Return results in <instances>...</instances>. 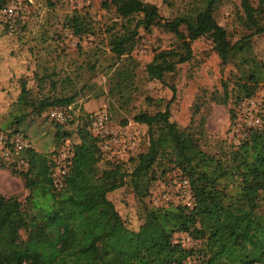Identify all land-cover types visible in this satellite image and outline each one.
Here are the masks:
<instances>
[{
    "label": "trees",
    "instance_id": "16d2710c",
    "mask_svg": "<svg viewBox=\"0 0 264 264\" xmlns=\"http://www.w3.org/2000/svg\"><path fill=\"white\" fill-rule=\"evenodd\" d=\"M223 2L190 0L179 13L164 16L156 4L144 0H105L104 6L113 7L120 19L108 45L118 60H127L139 29L149 33L158 27L173 33L177 45L158 50L146 64L148 77L163 81L177 64L191 59L192 40L207 36L221 63L235 68L233 77L222 81L220 95L212 92L211 97L222 104L231 97L238 104L264 84V62L250 43L253 35L264 32V0H240L238 18L245 33L234 42L214 15ZM5 3L0 0V8ZM65 24L77 36L91 30L88 19L77 12L66 16ZM26 91L23 86L18 96L16 125L28 112L44 115L47 108L73 100L35 101ZM170 103L153 114L140 111L132 116L133 122L147 127L148 135L146 149L128 158L129 172L118 156L97 172L95 154L102 152L81 116L76 133L84 134L95 151L86 142L75 148L61 188L52 186L50 157L28 149V166L19 172L28 189L25 201L0 194V264H182L187 258L198 264H264V124L247 128L237 142L221 139L209 146L201 122L180 127L170 119ZM235 117L231 110V122ZM51 122L62 142L67 135L63 127L75 123ZM140 169L148 176L145 191L136 183ZM174 169L188 181L191 205L144 204L143 221L137 229L129 227L108 194L128 181L134 195L143 198L152 182ZM177 233L198 245L187 247L174 238Z\"/></svg>",
    "mask_w": 264,
    "mask_h": 264
},
{
    "label": "rangeland",
    "instance_id": "374dc122",
    "mask_svg": "<svg viewBox=\"0 0 264 264\" xmlns=\"http://www.w3.org/2000/svg\"><path fill=\"white\" fill-rule=\"evenodd\" d=\"M13 1L16 4L14 29L10 30L0 19V128H17L26 136L28 146L1 160L0 194L4 196L25 201L28 189L19 172L28 166V149L49 158L60 147H71L75 151L84 142L87 146L90 144L84 134L76 133L78 121L63 127L62 132L67 133L64 143L63 138L55 137V125L42 113L28 112L16 125L13 116L18 110L17 100L23 86L27 97L35 101L72 96L70 104L80 112L105 110L111 124L119 131L118 159L126 161L128 172L132 168L128 158L146 149L148 135L147 127L133 122L132 116L140 111L153 114L164 110L170 99V119L180 127L190 122L198 126L201 122L209 146L221 139L226 143L237 142L247 128L264 123V84L238 104L231 97L226 104L212 99L211 93L220 95L222 81L233 77L235 68L221 63L207 36L192 40L191 59L177 64L174 72L165 74L163 81H159L148 77L146 64L158 50L177 45L173 33L158 27L149 33L139 29L131 57L118 60L110 50L108 38L119 28L120 19L113 7L104 6L105 0ZM144 1L156 4L164 16H170L182 11L190 0ZM239 2L224 0L214 13L231 42L245 33L238 18ZM75 12L88 19L89 33L77 36L66 26L65 17ZM250 40L257 59L264 62V32L253 35ZM231 87L229 83V89ZM231 110L236 115L232 122ZM88 149L95 151L90 146ZM99 154L96 151L98 173L107 167L110 159L104 153ZM182 179L177 170H170L150 184L143 198L134 195L127 181L110 192L108 198L126 224L137 229L143 221L144 204L185 201V190L179 185ZM136 183L140 190H146L148 176L143 169L138 171ZM21 234L24 236L23 231ZM174 238L187 247L198 245L183 233L175 234ZM187 260V264H198L195 258Z\"/></svg>",
    "mask_w": 264,
    "mask_h": 264
},
{
    "label": "built area",
    "instance_id": "2783aa9c",
    "mask_svg": "<svg viewBox=\"0 0 264 264\" xmlns=\"http://www.w3.org/2000/svg\"><path fill=\"white\" fill-rule=\"evenodd\" d=\"M15 13L16 4L13 0L5 3L0 8V19L10 30L15 27ZM44 116L50 121L61 124L73 120L76 122L78 121V117L81 116L83 127L97 138L102 154L104 153L109 158L119 155L117 146L120 145V134L111 124L110 116L105 110L80 112L78 108L74 109L71 104H68L66 106L49 107L44 111ZM263 124L250 127H261ZM27 146L28 140L22 132H11L10 130L0 129V160L9 158L12 154L19 152ZM73 156L74 149L71 147H60L52 153L50 157L53 164L51 177L54 188L59 189L64 185L63 178L68 172V167L72 162ZM179 185L184 188L186 194L183 204L190 206L192 196L187 179L180 180ZM182 264H187V262L184 261Z\"/></svg>",
    "mask_w": 264,
    "mask_h": 264
}]
</instances>
